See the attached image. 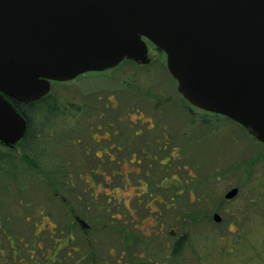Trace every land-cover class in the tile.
<instances>
[{
    "label": "rangeland",
    "instance_id": "374dc122",
    "mask_svg": "<svg viewBox=\"0 0 264 264\" xmlns=\"http://www.w3.org/2000/svg\"><path fill=\"white\" fill-rule=\"evenodd\" d=\"M148 47L153 60L150 65L123 62L112 70L91 72L74 81L52 85L50 95H61L72 101L80 108L79 116L82 114L78 127L66 134L59 145V138L55 139L59 137L57 133L50 136L49 123L52 121L43 110L38 114L36 111L29 138L19 151L0 146V264H35L36 261L46 264L43 255L57 253L69 260L66 264H72L84 253H94L98 258L95 264H264L263 145L226 117L203 114L188 104L177 92V82L168 72L166 55L160 54L150 42ZM148 99H160V109L173 111L176 130L185 131L183 127L188 126L189 119L195 120L198 127L199 117L205 116L209 122L198 130L202 142L195 140L187 149H176L175 177L168 189L162 188L159 182L156 190L149 189V192L161 194L167 202L168 207L157 203L160 215L157 212L150 215L145 209L144 205L150 201L148 195H141L143 205L137 208L138 198L131 199L132 212L127 211L126 224L130 231L128 242L119 229L122 220L111 218L114 213H120L121 182L109 183V204L100 193L89 213L84 205L79 206L76 211L91 231L88 242L82 240V245L77 242L81 252L76 254L72 251L76 244L72 236L77 230L79 235L83 232L79 225L71 224L72 215L66 206L44 185L33 166L28 169L24 162L22 168L23 163L16 165L14 158L7 162L3 158L12 152L21 156L25 151L44 162V157H51L54 149L57 163L74 166V173L81 179L96 165L86 155L95 125H107L102 119H96L98 112L106 113L108 121L118 126V117L127 110L158 108L155 102L150 105ZM188 109L195 114L184 121L183 112ZM46 167L49 168V164ZM128 168L135 171V165ZM157 169L162 167L157 166ZM23 173L29 176L27 186ZM135 179L136 186L139 182ZM124 184L129 187L128 182ZM168 184L165 182L163 186ZM83 186L85 184L79 181V194L84 195L86 202L89 198L88 193H82ZM233 188H238L239 194L227 201L225 195ZM131 193L127 195L132 197ZM49 212L51 216L47 215ZM213 213L222 217L221 223L213 222ZM147 216L158 218L146 224ZM49 217L56 221V226L50 223ZM41 220L46 224H41ZM3 231L14 242L5 239ZM174 231L175 237L184 240L177 256L172 255L176 245L171 235ZM68 252L73 253L74 258L67 257Z\"/></svg>",
    "mask_w": 264,
    "mask_h": 264
},
{
    "label": "water",
    "instance_id": "95a60500",
    "mask_svg": "<svg viewBox=\"0 0 264 264\" xmlns=\"http://www.w3.org/2000/svg\"><path fill=\"white\" fill-rule=\"evenodd\" d=\"M148 42L188 104L264 145V0H0V144L14 147L27 130L6 96L32 103L51 82L148 64Z\"/></svg>",
    "mask_w": 264,
    "mask_h": 264
},
{
    "label": "flooded vegetation",
    "instance_id": "af4514ba",
    "mask_svg": "<svg viewBox=\"0 0 264 264\" xmlns=\"http://www.w3.org/2000/svg\"><path fill=\"white\" fill-rule=\"evenodd\" d=\"M156 49L160 54H165L158 48ZM152 61L153 60L151 58V62L148 64H138L141 66H147L150 65ZM124 62H130L131 64L137 63L133 61ZM122 63L120 65H122ZM54 83L55 82H51V88ZM6 97L12 104L14 102L16 104L19 103L25 105V112L19 113L27 121L26 134L14 147H4L0 144L1 147L10 149L14 152H17L16 150L19 151V149H21L26 144L29 138V131L31 129L33 118L36 116V111L38 114L39 112L45 110L44 112L47 113L51 118L52 122L49 123V133L51 137L57 133L59 137H56L55 139L59 138V141H57L58 145L66 139V134L71 133L78 127V118L82 115L80 114L79 116L78 114V110L80 109L78 105L72 101L65 100L61 95L52 96L49 93L42 99L32 103H24L11 97ZM149 100L150 99L147 101ZM149 102L150 105L152 102H155V107L158 108L134 111L127 110L123 113V115L118 117V126L113 124L112 121H108L106 113L98 112L96 119H102L107 123V125H95L96 131L90 136V145L86 147V155L90 156V160L96 165L90 170V172L84 174L81 179H79L78 173H74V166L71 167L70 165L69 167L68 163H57V157H55L54 149L51 157H44V162H42L41 159L38 161L35 156H33L34 154L31 155L27 152L26 155L24 154L27 156V158L24 160L21 159L23 155L22 153H20L21 156H17L13 152L9 154L7 159L4 158L6 159V162L14 158L13 160H16V165L23 163V165H20L22 168H24V162L28 164V169H31L30 166H33L35 171L38 172L37 174L43 178L44 185L50 189L55 198L59 197L62 205L66 206V209H68L69 213L72 215V219L70 221L71 224H74V226L79 225V229L83 232V234L79 235L77 230L76 234H73L72 236V242L76 243L72 251L76 254L81 252V248L79 245H77V242H79L81 245L82 240L88 242L91 231L89 225L84 223V220L78 215V211H76L79 206L84 205L88 212L90 208L94 207L95 200L97 197H99L98 195H100V193L104 194L106 202L109 204L111 198V194L108 192L109 183L113 181L121 182L119 189L121 191V195H123V201L120 203V213L119 215L114 213L111 215V218L112 220H122V224L120 225L119 229L122 230L124 239L126 242H128L130 231L127 229L126 224L127 211L132 212V207L129 203L131 199L135 196L138 198L136 200L137 208L143 205V198L141 195H148L150 201H147V203L144 205L145 209L150 215L156 212L158 215H160L161 211L158 204H164L166 207H168L167 202L164 200L161 194L149 192V189L155 188L154 190H156L159 187L157 182H159V185H161L162 188L168 189L173 178L175 177L174 161L176 158V149H187L191 144H193V142H195V140H202V138L198 135L201 134L198 130L206 126L209 122L206 120L205 116L199 117L200 125L198 127L195 126V120L189 119L187 120L188 126L183 127L185 131H180L176 130L174 125L175 116L172 110L160 109V102H162L160 99H151ZM105 107L106 109H109L108 105ZM200 111L203 114L210 113L203 110ZM183 113L184 115L182 114V117L183 119L185 118L184 121H186L188 118L194 117L195 114L192 109L185 110ZM210 114L216 115L214 113ZM39 128L40 126H38V129ZM28 144L31 145L32 142L29 141ZM45 149L47 148H44V150ZM178 160H181L180 156H178ZM46 164H49V168L46 167ZM130 165H135L134 172L129 170L128 167ZM157 166L162 167V169L165 167V169L162 171V169H157ZM22 175L24 176V181L27 186V179L29 176L26 173H23ZM140 175L142 176L141 178H139ZM136 177L137 179H135ZM134 179L137 180V183L139 182V184L136 186L133 184ZM79 181L85 184V186H83L82 193H88L87 198H89L92 204L89 200H86L85 202L84 195L79 194ZM125 182L129 183L128 188L126 184H124ZM165 182L166 184L169 183L168 186H163ZM128 192H132L131 194L133 196H128ZM60 207L62 208L61 205ZM50 214L51 213L49 212L47 215L51 216ZM214 214L218 213H213L212 216H214ZM42 215L45 216V213H42ZM157 216H152V218L147 216L145 219L146 224H148L149 220L156 221L158 218ZM50 218L51 217H49V219ZM130 218L132 221L134 220L132 215H130ZM44 222L45 220H41L40 223L43 224ZM50 223L54 226L57 224L53 218H51ZM64 224L67 223L64 222ZM137 224V222L134 223V227H136ZM150 224L152 227L156 226V224ZM36 226H38V224H36ZM3 233L6 235L5 236L3 234L5 239L8 238L14 242V239L11 238L9 234H7L5 231H3ZM171 235L173 240H180V238L175 237V231L172 232ZM66 256L74 258L73 253L71 254L68 252ZM43 258H45L46 264H62L63 260H65L66 264L69 261L68 259H63L61 253H57L52 256L43 255ZM97 260L98 258L94 253H84L79 255L78 258L74 259L72 264H95ZM35 264H39V261H36Z\"/></svg>",
    "mask_w": 264,
    "mask_h": 264
},
{
    "label": "trees",
    "instance_id": "16d2710c",
    "mask_svg": "<svg viewBox=\"0 0 264 264\" xmlns=\"http://www.w3.org/2000/svg\"><path fill=\"white\" fill-rule=\"evenodd\" d=\"M13 105L17 109L18 112H21V113H24L25 112V105L24 104H19V103L16 104V103L13 102ZM22 154L23 155H22L21 159L24 160L25 158H27V156H25L26 155L25 151L22 152ZM8 157H9V155H5L4 156V158H6V159ZM207 218L210 219L211 217H207ZM183 241H184L183 238H180V240L176 241V243H175L176 245H175V248H174V251H173V254H172L173 256L179 255V251L178 250L180 249L179 247L183 245Z\"/></svg>",
    "mask_w": 264,
    "mask_h": 264
}]
</instances>
